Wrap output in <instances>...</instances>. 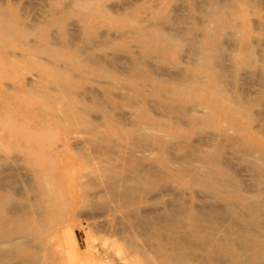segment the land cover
Masks as SVG:
<instances>
[{
	"label": "rangeland",
	"instance_id": "374dc122",
	"mask_svg": "<svg viewBox=\"0 0 264 264\" xmlns=\"http://www.w3.org/2000/svg\"><path fill=\"white\" fill-rule=\"evenodd\" d=\"M154 25L180 44L145 54L131 34ZM208 35L229 75L221 82L211 74L215 95L201 86L196 97L193 50ZM248 54L253 56L245 60ZM134 68L145 96L131 101L128 76H137ZM207 73L201 69V76ZM0 115V230L18 243L0 244V264L33 257L34 264H59L54 244L65 225L81 250L106 255L107 264H130L136 254L126 244L135 243L136 218L151 222L174 194L193 193L199 206L200 200L223 206L209 214V230L216 233L211 263L248 264L252 250L250 263L264 264V230H249V212L225 208L234 198L191 183L182 171L187 163L210 168L208 152L217 144L219 162L228 161L247 187L264 176L250 162L264 161V0H0ZM138 129L152 136L149 149L133 144ZM246 142L255 152L244 158ZM110 177L117 179L115 190ZM50 192L51 206L41 198ZM256 200L264 201V193ZM255 218L264 227V216ZM158 229L157 237L167 233L164 226ZM62 238L71 253L72 237Z\"/></svg>",
	"mask_w": 264,
	"mask_h": 264
},
{
	"label": "bare ground",
	"instance_id": "6f19581e",
	"mask_svg": "<svg viewBox=\"0 0 264 264\" xmlns=\"http://www.w3.org/2000/svg\"><path fill=\"white\" fill-rule=\"evenodd\" d=\"M86 5L87 4L84 3L83 8H86L87 7ZM132 34H131V37H135L141 41V45H142L143 49L145 50V54L149 53L148 50H153V48H156V49L162 48L164 45H167L168 43H171L172 45L180 44V41H177V39L175 37L168 35V33L165 34L163 32V29L161 30L160 26L156 27L154 25L151 28L147 26V27L139 29V33H135V36L134 35L132 36ZM209 38H210L209 35L206 37V39L204 37L203 40L197 44V47H195V51L193 50V52H194L193 53V56H194L193 60L194 61H192V62H193V69H194L195 74L193 75V79H192L191 83H192V90H195V93H196L195 96L196 97H198V91L197 90L201 86H203L206 89V92L208 93L209 97L211 95H215L211 91V88H209V81H210L209 76L211 74L215 75L219 79V81H221V82H224V80L228 74L227 69L222 67L220 64L219 46L216 44H210L209 40H208ZM252 56L253 55L248 54L246 56L245 60H247V57H252ZM136 59L133 61L134 63L139 61ZM140 59H142V57ZM95 60H98V59H95ZM99 61H101V59ZM101 62H103V61H101ZM113 68H115V67H113ZM97 69L100 70V67L97 66ZM201 69H205L206 71H208V73L204 76H201ZM137 71H138V68H134V73ZM139 73L140 72L138 71V74L136 76L138 78V81L136 80L137 78L135 76H133V77L128 76L129 77L128 87L132 91V93H131L132 96L129 97L131 101H133L134 99L139 100L141 98H144V96H145L144 93L140 90L141 89L140 86L142 83L141 82L142 77H141V75H139ZM116 75H118V73ZM129 75H131V74H129ZM201 77H203V78L201 79ZM36 78H34V79H36ZM219 92L221 93L222 91L219 90ZM219 92L217 91V93H219ZM178 95H179V92H176L175 97H177ZM165 98H167V97H165ZM172 98H174V97H172ZM171 101H174V100H171ZM171 106H173V105H171ZM176 108L177 107L175 106V108L173 110L175 111ZM178 108H180V107H178ZM204 108H206V106ZM235 108L239 112H244V110H245V108L241 105H238ZM171 109H172V107H171ZM192 110H194V108ZM194 112H197V110L195 109ZM226 115H228V114H226ZM210 116L211 115H209V114L204 115L206 120L208 118H210ZM1 120H3V118L0 115V121ZM191 120L193 123H198L200 121L198 115H194L191 118ZM139 130L140 129L135 131L137 133L136 136L131 137L133 144L137 148H140L142 146V147H144V149H149L152 136H150L149 133L145 134ZM140 132H141L142 138H140V136H139ZM37 141H38V139H37ZM40 141H41V139H40ZM244 146L247 147V148H245V150H247V152H245V154L243 155L244 158H246L245 156L252 155L253 152H255L254 147L252 145H248L247 142L244 143ZM193 148L195 150L196 149L198 150L197 147H193ZM196 151H194V155H195ZM204 153H205V151H204ZM241 153L243 154V152H241ZM221 156H222V149L217 144H213L211 146V148L209 149L208 156H207L209 161H212V162H209V163H212L211 167L209 166L210 168H204V166H202L200 169H197L195 167L190 166L187 163V164H183L184 167L182 168V171L185 174H187L189 176V178H191V180H192L191 183L198 184V185L199 184L205 185L206 186L205 189L208 188L210 191L216 192L218 194H222L224 197H227L229 199L234 198L233 202H231L230 200L228 203L226 202L227 205H225V208L229 206V207L234 208L236 211H241V212L247 211V212H249L250 216H252L253 220H254L250 224L249 230L259 229V230L263 231L264 227H262L260 224L255 222V220H256L255 216L256 215L264 216V201H257L256 200V198L258 196H260L262 193H264V176L253 179L252 185L247 187L246 184L244 183V181L241 182L242 180H240L238 177L233 175V172H232L233 170H231L230 163L228 161L227 162L226 161L225 162H223V161L219 162L221 160ZM133 157H134V155L128 156V159L130 160L128 162L131 164H134V162H132ZM196 157H198V156H196ZM205 157H206V155H205ZM134 160H136V158ZM196 160H198V159L196 158L195 161ZM197 162L198 161H196V163ZM250 162L255 163L253 165L254 168L252 167L255 172L259 173L261 170L264 169V161H258V162H260V164H256L257 161H250ZM183 165L181 162L180 166L182 167ZM197 165H199V164H197ZM180 166H179V168H181ZM218 166L223 169L221 174H219L215 171L214 167H218ZM232 166H234V165H232ZM137 167L138 166L136 165V167H134V169L135 168L137 169ZM139 170H140V168H138V171ZM138 171L134 170V172H138ZM134 172H133V174H134ZM147 172L145 171V173H147ZM154 172H156L155 169H154ZM136 176L138 178L140 177V180L145 179V176H144V179L142 178V176H139L138 174ZM149 176H151V174ZM125 177L127 178V175L124 176V178ZM133 177H134V175H133ZM151 177L153 178L154 176H151ZM124 178L120 180L121 183H123L124 181L127 180V179L124 180ZM115 180H117V179H113V177L109 178V181H111V183H112L113 190H115V188H116L115 186L118 184ZM136 180L139 184L140 180L139 179H136ZM128 181H131V179H129V177H128ZM235 181H236V183H235ZM119 185H120V183H119ZM142 185L143 184H140L139 186L136 185L133 188L134 189L137 188L136 191L137 190L141 191ZM126 186H127V183L125 184V187ZM140 186H141V188H139ZM128 188L130 191V187H127V189ZM169 190H170V188H169ZM163 191H164V189H163ZM126 193H131V192H128V190H127ZM141 194H142V192H141ZM240 194L242 195L241 197L239 196ZM128 195H130V194H128ZM145 195H146V193H145ZM197 197H199V196H196L195 193L186 194L185 198L183 196L180 197V196H177L174 194L173 198L167 199L166 201H164L163 207L161 208L162 210L161 211L158 210V212L156 213L158 215L154 214V212H153L154 218H152L151 222L146 221L147 219L142 222L141 219H143V218H141V219L136 218V223H135L136 225L135 224L133 225V231H134L133 233H135L134 236L136 235V237L133 239H134L135 243H137L139 241V240H137V242H136V239H138V238L141 240V242H139V244L138 243L135 244V243H133L132 238H131L132 242H127L126 245H127V248L129 249V251L131 253L136 254L135 261H134V257H133V259L130 260L131 261L130 264H212L211 262H213V261H210V259L212 257L209 259V248H210V241L214 238L216 233H215V231L209 230V217H210L209 214L210 215H217V213H220L223 210V208H220L223 206L221 205L220 207H217V206L209 205L207 203V201L205 202V200L204 201L200 200L201 203L199 206V204L196 203ZM41 198H42V200L45 199V201L47 203H49L51 206V205H53V201L55 199V194H54V192H50V194H48V195L44 194ZM0 205H4V204L0 203ZM53 209H51V211H50L51 214L54 213ZM154 210L156 211V209H154ZM143 212H145V211H143ZM148 214L151 215V213H149V212H148ZM178 216H181L180 220L176 219ZM142 217H143V215H142ZM216 218H218V217H216ZM219 218H221V217L219 216ZM219 220H221V219H219ZM245 220H246V218H245ZM212 223H213V221H212ZM120 224H121V222H119L118 225H120ZM159 225L166 227L167 233H165V234L160 233V236L157 237L156 233H157V231H159V229H158ZM217 225H219V223ZM217 225H216V228H217ZM236 225H238V224H236ZM135 226L138 230L137 231L135 228V230L137 231V234L134 230ZM232 226H233V224H232ZM235 228H236V226H235ZM245 228H246V226H245ZM181 230H184L185 233L181 232ZM240 230H242V229H240ZM119 232H120V229H119ZM130 232H132V231H130ZM254 232H255V230H254ZM58 233L60 235V237H59L60 242L57 241V239H56V242L54 244V255L59 257V264H102L101 261L103 262V264H107L106 255H105V257H102L99 255L96 258L94 256L95 255L94 252H88L87 251L88 252L87 253L84 250L85 248L83 250L80 249V247L77 243V240H75V238H74L75 234H74L73 230L70 228V226L65 225ZM217 233H219V232H217ZM221 235L223 237H225L226 240H230L228 232L224 231L221 233ZM62 236L63 237L66 236V238L72 237L73 251L71 253H68L67 251H65L64 246H62V239H63ZM122 236H123V234H122ZM234 237L235 236H233V238ZM192 238L195 240H199L200 244H197V242H191L189 239H192ZM15 239L14 240H13V238L11 239L14 242V244H13V242L9 239L8 234L6 232H3L0 230V244L8 241L9 244L15 245L17 243V242H15V241H17ZM24 239H25V237H24ZM74 240L76 242H74ZM235 242H236V240H235ZM22 243L25 244V242H23V241L21 242V244ZM237 243H238V241H237ZM17 246H18V243H17ZM108 250H109V247H108ZM196 250L199 251V254H196ZM184 251H186V252L184 253ZM1 254H2V251H0V255ZM108 254H109V252H108ZM110 254H111V252H110ZM107 256H109V255H107ZM247 256L248 257L251 256L249 258L247 257V260L249 262L248 264H251L250 262L252 261V258H253L252 250L251 251L247 250ZM33 258L34 259H32V258L31 259H24L23 263H21V264H34L36 262V257H33ZM215 259H214V263L217 260V259L216 260ZM104 262H106V263H104ZM220 263H222V262H220Z\"/></svg>",
	"mask_w": 264,
	"mask_h": 264
}]
</instances>
